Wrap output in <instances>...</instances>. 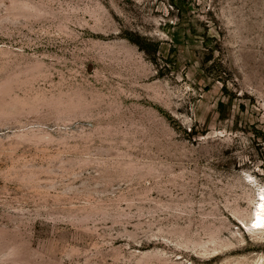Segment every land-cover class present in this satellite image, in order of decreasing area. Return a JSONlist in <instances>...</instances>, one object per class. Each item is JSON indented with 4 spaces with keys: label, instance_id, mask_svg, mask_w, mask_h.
Instances as JSON below:
<instances>
[{
    "label": "rangeland",
    "instance_id": "obj_1",
    "mask_svg": "<svg viewBox=\"0 0 264 264\" xmlns=\"http://www.w3.org/2000/svg\"><path fill=\"white\" fill-rule=\"evenodd\" d=\"M264 0H0V264H264Z\"/></svg>",
    "mask_w": 264,
    "mask_h": 264
},
{
    "label": "bare ground",
    "instance_id": "obj_2",
    "mask_svg": "<svg viewBox=\"0 0 264 264\" xmlns=\"http://www.w3.org/2000/svg\"><path fill=\"white\" fill-rule=\"evenodd\" d=\"M253 215L250 229L264 231V194L260 195L258 206Z\"/></svg>",
    "mask_w": 264,
    "mask_h": 264
}]
</instances>
